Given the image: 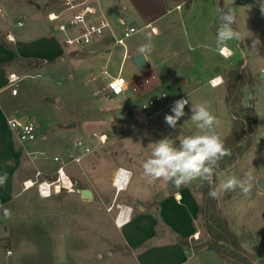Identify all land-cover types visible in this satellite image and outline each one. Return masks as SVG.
I'll return each mask as SVG.
<instances>
[{
	"label": "rangeland",
	"instance_id": "obj_1",
	"mask_svg": "<svg viewBox=\"0 0 264 264\" xmlns=\"http://www.w3.org/2000/svg\"><path fill=\"white\" fill-rule=\"evenodd\" d=\"M99 7L103 14L111 19L115 23L116 34L123 35L126 27L130 24L137 28L135 32L124 38V52L125 54L137 53V49L141 44L148 42V37H151V44L153 45L152 51L148 54V64L140 69H137L128 59L123 60L121 74L126 79H131L140 72H147L149 70L156 69L159 74V66H170L173 71L174 77L177 81L176 85L194 84L199 80V86L197 90L190 93V105L185 108V116L181 118L175 129L170 128L164 123L165 114H171L170 108L165 107L160 109L159 115L149 119L146 123H141L136 126L130 127L129 114L122 119H116L112 110L114 104L120 103L128 109L136 113L140 112V109L133 105L132 95L130 91H125L119 95L95 94L94 81L91 80L92 73L96 71L97 67L101 64L107 65V68L112 74H117L121 63V57L123 49L117 53H111L110 55L89 56L85 59L79 56L72 58L74 53H71L65 63L52 64V76L49 74L37 75L35 77H26L30 72L25 71L26 74H14L19 81H17L18 96L14 97V101L24 106L21 109H16L12 113L22 115L23 117L32 120L38 124L39 143H42L41 148L46 152L52 154H59L65 156L69 149L72 148L74 140L82 138L84 142L92 147L91 152L83 157L78 164H67L66 170L71 176L72 180H78L83 182L86 176L89 175L91 170L97 168V173L100 178L106 179L109 175V167L113 162H121L126 159L132 161L137 166L138 175L147 183L146 191H150L151 183L143 175L142 164L145 159L150 155V149L148 144L162 138H171L175 135H198L204 134L208 130L203 132L195 127L190 120L191 116V104H198L207 101L211 108L212 113L220 120L219 126H214L212 131L219 134L220 127L225 126L223 123H230V112L225 100V82L214 87H210L206 83V76L204 73L210 71L214 60L213 56L209 53L212 51L207 46L197 44L199 42H189L192 46L190 50L177 46V37H186L183 32L187 34L186 38H190L193 34L194 27H198L201 32L207 34V24L211 28V31L217 32L220 26L219 20H213L211 15L215 12L213 10L217 7V0H97ZM230 1V0H224ZM239 2V5L235 8L237 16V31L242 35L240 41H232L229 45H232L235 49L233 56L224 59L226 65L234 66L238 61H243L242 67L251 74L254 78L252 87L244 86L242 88V103L248 104L251 97L255 98L254 107L256 116L258 119V140L254 144V147L245 155L237 167V177H241L245 172L251 174L252 179L256 176L264 173V137L261 136L260 128H264V78H260V72L264 71V14L260 10V0H235ZM5 6L8 9L9 0H3ZM58 0H46L42 4L40 11L36 12L35 18L39 23L44 26H53V22L48 21L46 14L50 10L56 8ZM166 4V5H165ZM175 4H179L177 9ZM165 7L164 17L158 20H151L149 26H145V14L153 12H161ZM167 7V8H166ZM204 18V19H201ZM15 22L14 19H11ZM10 17L0 25V35H4L13 40V36L7 29L12 28ZM49 23V24H48ZM156 28L164 27L158 36L152 34L150 26ZM173 27V28H172ZM50 29V27H48ZM7 30V31H6ZM214 34V33H213ZM160 36H163L164 43L170 50L162 51L164 58H157V45L155 40ZM214 37V36H213ZM216 37V36H215ZM156 38V39H155ZM255 39H259L260 43L256 48L251 47L252 42ZM94 40L83 44L86 46L91 44ZM186 45V43H184ZM6 46V45H5ZM82 46V47H83ZM175 51V52H174ZM197 53H201L202 57L197 56ZM107 57V60L105 58ZM188 59V66L185 67L183 58ZM31 60H29L30 62ZM157 64L159 66H154ZM158 67V68H157ZM185 67V68H184ZM218 71H222L223 68H218ZM40 71V70H38ZM36 71L35 73H37ZM42 71V70H41ZM32 73V72H31ZM194 73H199L195 77ZM10 75V74H9ZM190 77L189 82H185V79ZM225 81V74L223 75ZM172 81V78H169ZM167 85V84H166ZM169 85V84H168ZM173 85V84H172ZM173 88V87H172ZM169 92L171 88H166ZM181 90V89H180ZM172 91H177L172 89ZM60 98L58 102H54V99ZM67 100V102H66ZM69 103V104H67ZM170 106V105H169ZM172 106V105H171ZM12 115V114H11ZM10 115V116H11ZM9 117V116H8ZM233 121V120H232ZM75 124V128L72 131L65 130L67 123ZM222 124V125H221ZM58 126L61 129L59 131L54 130L53 126ZM130 127V128H129ZM221 127V128H222ZM67 128V127H66ZM94 134H105L106 141L102 144H98V138ZM43 135L47 136V139L43 141ZM16 145L20 146L15 137ZM39 146V145H38ZM22 148V147H21ZM23 149V148H22ZM21 154V165L24 167L35 166L36 170L42 168L40 165L42 161H35L32 163L29 156L26 154L25 149ZM48 168L55 170L57 165L50 159L45 160ZM33 173V176L36 172ZM52 170V171H53ZM42 171V170H41ZM52 171H42L43 175L47 176ZM259 171V172H257ZM257 172V173H256ZM48 177V176H47ZM226 176L220 175L217 177L216 188L219 189L220 184L226 180ZM27 179V178H26ZM251 179V180H252ZM199 179L195 180L198 181ZM161 182V181H157ZM156 183V182H155ZM256 183V181H255ZM80 184V183H79ZM251 184V181H250ZM81 185V184H80ZM170 185H173L171 183ZM253 190L255 193L253 196L247 197L242 194L240 198H237L232 207L230 215L232 219L238 222L240 219L250 227L243 231L245 234H250L256 237H264V188H259L257 184L254 185ZM87 189L86 186L80 188L75 187V191H61L60 193L52 194L47 199L48 206L46 210L50 212V217H56L62 210H66V225L57 226L51 225V229L54 233V237L58 240H65L68 244L67 256L72 262L78 264V258L86 260L85 253L89 255L91 260H94L95 250L103 252L109 249H117L115 247L116 237L112 239L113 235L110 225V218L105 216L91 215V209L100 213L103 208V202H98L99 209L89 207L83 202H79L76 198L84 197L82 190ZM239 189H236L233 193L239 194ZM20 195L15 197L12 201V209L16 218H30L26 216V210H40L42 201L38 198L36 189L30 188L23 190L22 187L19 190ZM220 192L218 199L220 200ZM104 199H107L111 192L103 193ZM45 210V209H44ZM90 210V211H89ZM82 212V213H81ZM85 212V213H84ZM76 216L74 217V214ZM61 214V213H60ZM78 214V215H77ZM81 214V217L79 216ZM109 221V222H108ZM200 221V222H199ZM76 222V223H74ZM196 228L200 230L199 233H193L190 238H187L189 242V251L196 243L205 242L207 236L202 230V218L197 215ZM198 230V231H199ZM250 232V233H249ZM194 234L196 237H194ZM116 235V234H115ZM80 242L79 248L76 246V242ZM7 241L3 242L5 245ZM242 246L249 252H251L250 243L246 238L241 240ZM215 256V253L209 252L194 257L192 259L200 260L201 264H212L210 256ZM89 261V260H88Z\"/></svg>",
	"mask_w": 264,
	"mask_h": 264
},
{
	"label": "crops",
	"instance_id": "obj_2",
	"mask_svg": "<svg viewBox=\"0 0 264 264\" xmlns=\"http://www.w3.org/2000/svg\"><path fill=\"white\" fill-rule=\"evenodd\" d=\"M0 1L6 9L7 16L10 17V20L14 19L15 21L12 22L11 20L12 28L7 29L8 31L6 30L7 32H10L11 36H13V40H10L5 35L6 32H4L3 36L0 35V174L5 172L7 173L6 183L3 186H0V264H77L76 262L70 261L68 258L69 256H67V250L69 247L66 241L58 240L54 237L56 235H54L53 231L49 229L51 225H55V223L57 226L66 225L67 220L66 210H62L60 212L61 214L59 213L56 217H50V212L46 210V206H48L47 199H49L50 196L41 197L37 193L38 196L41 197L38 199L42 201L41 211L29 210V208H27L25 211L26 216H29L30 218H16V215H14L11 203L15 197L20 195L19 190L22 187V181L26 178H32L37 167L33 165L29 168L24 167L23 164L21 165L20 158L22 152H24L23 149H25L24 145L19 142L6 122L7 117L13 114L12 112L14 110L24 106L14 101V97L18 96L19 91L17 90L16 94L11 93V87L8 86V77L11 73L18 75L26 74V70L30 72V74L26 75V77H35L43 74V72L52 76L51 65L65 63L71 53H74L72 58L79 56L83 59L89 56H100L102 53L107 56L111 53H117L112 52L111 50L115 45H117L114 44V40L120 37V34H116L115 23L103 14L98 1L94 0L96 5L99 7L101 14L109 20L110 28L106 29L103 35L93 39L94 41L91 44L86 46L82 45L83 47L80 46L76 49L68 48L63 46V34L54 29V24L52 26L48 23L50 26H44L35 18L36 12L40 11L42 4L46 0H9L8 9L3 0ZM222 1L234 11L239 5V2H236L235 0L227 2L224 0ZM178 6L179 4H175L176 9ZM216 6L217 7L213 10V12H215L211 15V18L213 16L214 21H216V19L219 20L221 25L217 1ZM164 12L165 7H163V11L160 13L151 11L150 13L145 14L144 25L149 26L151 20L156 21L161 19L164 17ZM6 20L0 21V25L2 26L7 23L4 22ZM17 21H21L22 25L17 26ZM210 26L212 28L211 23ZM48 27H50V29ZM219 27L220 26H217V28ZM211 28H209V25L207 24L208 31L206 34L201 32L198 27H194L192 32L193 34H191L190 38H186L187 34L185 32H183V34L186 37L180 38L175 35L171 36L177 37V46L185 49L187 46V49L190 50L192 46L189 45V42L193 41L199 42L197 46L204 45L206 47L207 35V37L210 38V40L208 39L209 45L207 48L212 51V53L209 54L214 57L213 59L216 60V62H213L210 71L204 73V76H206V83L208 84L209 79L220 76V78L223 79L221 84H223V75L228 69L233 67V65H226L224 59L233 56L235 49L232 45H229L225 49L227 51L231 50L232 53H229L228 56L222 55L219 52L220 48L216 45L215 36H217V32H212ZM163 29L156 28L153 25L150 26V30L155 36H158ZM235 29L237 30V23L235 24ZM155 42L157 45V58H164L162 51L170 50V47H167L164 43L163 36H160L157 40H155ZM184 43H186V45H184ZM15 56H18L21 59L19 63L15 61ZM128 56L129 54H125L123 50L118 72H120L122 68L123 60L128 59ZM197 56L202 57V54L197 53ZM22 60L31 61L28 62V64H24ZM105 60H107V57ZM183 60V64L187 67L188 59L184 57ZM146 61L148 64V56ZM154 66L159 65L154 64ZM159 68V74L154 68L153 70H149L147 72H140L133 78L128 79L130 81L143 75L154 74L156 79L153 84L143 92V99L159 92H165L167 94V98L158 106V108L152 110H142L134 103L135 99L132 93V103L140 109V112L136 113L132 110L128 111V109L120 103L114 104L113 110L117 107L125 109L123 117L127 114L130 115V127L139 125L142 122L146 123L149 119L158 116L160 111H162L160 109H163L165 106V109H167V107H171L170 101L173 98L184 95L188 97L189 101L192 100L190 98V93L197 90L198 86L201 84H199V80H197V83L194 82V84L189 85V87H187V85H183V87L180 88V85L175 84L177 79L174 77L170 66H159ZM218 68H223V70L218 71ZM104 69L112 74L107 68L106 63L99 65L96 71L92 73L91 80L94 81L95 91L104 81L101 75V71ZM36 71L38 72L35 73ZM198 74L199 73H194L193 76L195 77ZM169 78H172V81H170ZM19 80L20 79H18V81ZM189 80L190 77H187L185 82L188 83ZM208 85L210 87H214L210 84ZM167 87L171 88L169 89L170 92L166 89ZM172 89H176L177 91H172ZM59 99L60 98L54 99V102L57 103ZM113 110L111 112L112 114ZM114 117L118 119L115 115ZM230 118V123H223L225 126H221L222 128L220 127L221 131H219L218 135L221 138L226 137L231 130V114ZM52 128L57 131L61 129L57 125ZM74 128L75 127H65V130L72 131ZM259 130L262 132L264 131V128H260ZM15 137L20 146L16 145ZM182 138V135H175L170 139L178 144L179 140ZM42 139L45 141L47 136L43 135ZM257 140L258 136H256L255 143ZM38 141L32 147L34 149H43L40 145L42 143L44 144V142L38 144ZM251 149L249 151H251ZM248 152L242 155L231 170L221 173H224L223 175L226 177H237V167ZM48 154L54 155L49 152ZM47 159L50 158L39 160L40 162L42 161L43 164L40 165L42 168L38 169L42 171L53 170L48 168V163L45 161ZM70 164L76 165V163ZM118 168L129 171L127 184L119 191L116 190L113 183V179ZM137 170V166L134 165L131 160L126 159L121 162L111 163L108 171L109 175L106 179L97 177V168H95L89 172V175L86 176L83 182L73 180L77 189L82 185L86 186V188L90 191L89 198H76L77 201L83 202L89 207H95L97 209H99V205H93L98 202H103V208H101L100 213L91 209V211L89 210L90 214L95 216L102 215L106 218L109 217L110 222L108 221V224L110 225L112 234H114L112 239H115L116 237L117 241L114 243L117 249H107L103 252L95 250L93 255L94 260H91L89 255L85 253L86 260H82L79 256L77 261L78 264H201L199 259L194 262H192V259L196 256L209 252H213L216 255V257L213 256V254L210 256L212 264H227L213 250L202 249L200 251H193L191 249L189 251V248H183L177 241V236L190 238L193 233L200 232V230L196 228L197 224H195V222L197 220L198 205L201 202V194L198 188L203 180H194L189 185L181 187H176L175 185L171 186L170 182L151 183L148 185L150 187V191L147 192V183L140 178ZM259 176H264V173H261L251 180L250 192L247 194V197H252L253 194L259 193L252 191L253 180L255 185V181ZM105 192H111L112 194L111 196L109 195L107 199H104L103 193ZM224 194L225 193H221L220 200L217 198V203L219 208L227 217L230 228L235 233H240L241 230L250 228L244 220L240 219L236 222L235 219L231 218V216L235 215H230L234 201L237 198H240L243 193L241 191H239V194L234 195L233 193L229 198H225ZM159 195L160 197L157 199V196ZM6 211L7 215L5 214ZM119 213L120 215H118ZM75 216L76 213L74 214V217ZM79 216L81 217V214ZM5 241H7V243L2 245ZM76 246L79 248L82 245H80V242L77 241Z\"/></svg>",
	"mask_w": 264,
	"mask_h": 264
},
{
	"label": "built area",
	"instance_id": "obj_3",
	"mask_svg": "<svg viewBox=\"0 0 264 264\" xmlns=\"http://www.w3.org/2000/svg\"><path fill=\"white\" fill-rule=\"evenodd\" d=\"M46 18L48 21L53 22L55 30L63 34V46L72 49L79 48L83 44L103 35L105 30L110 28L109 20L101 14L94 0H58L56 8L48 11ZM6 19H8L6 9L0 1V21ZM16 25L20 26L22 22L17 21ZM136 30L137 28L132 25L126 27L123 35L114 40V44L120 45L124 50V38ZM224 49L220 48L219 50L222 55L228 56L229 53H232L231 50L225 52ZM101 75L104 81L95 94L119 95L125 91H130L134 95V103L142 110L156 109L167 98L165 92H159L143 99V92L156 79L154 74L143 75L130 81L120 72L112 75L104 69L101 71ZM17 81L18 77L14 74L9 75L8 86L11 87L12 94L17 92ZM208 82L211 86H217L223 82V79L216 76L209 79ZM181 98H186V96L173 98L170 104L173 105L174 101ZM6 122L19 142L24 145L31 161L35 162L50 158L57 165L56 169L50 174L51 177L43 175L41 170H36L32 178L22 181V189L28 190L34 187L41 197H49L53 193H60L61 191H75L73 180L65 167L69 163H80L83 157L91 152L92 147L86 144L82 138H78L74 140L72 148L68 150L65 156L59 154L49 155L46 150L32 147L39 140L38 124L36 122L18 114L7 117ZM94 135L98 138V144L106 141L105 134ZM128 178L129 171L122 168L117 169L113 179L117 191L126 186ZM194 237H196L195 234Z\"/></svg>",
	"mask_w": 264,
	"mask_h": 264
},
{
	"label": "clouds",
	"instance_id": "obj_4",
	"mask_svg": "<svg viewBox=\"0 0 264 264\" xmlns=\"http://www.w3.org/2000/svg\"><path fill=\"white\" fill-rule=\"evenodd\" d=\"M261 13L264 14V0L259 3ZM221 25L217 31L216 45L218 48H227L232 41H240L242 35L233 25L237 23L235 11L229 7L227 10L220 9ZM151 37L148 42L141 44L137 49V55L147 59L152 51ZM260 43L259 39L252 42L253 48ZM188 97L174 101L170 108L171 114H165L164 123L175 129L178 122L185 116V107L189 105ZM211 106L207 101L191 104L190 120L195 127L204 134L188 135L179 140L177 144L170 138H162L148 144L150 155L142 164L143 175L149 183L157 181L173 183L176 187L187 186L197 179L204 180L209 185V197L218 198L221 191H235L239 189L243 194L250 192L249 172L241 177L228 176L219 189L214 187V178L224 173L218 172L220 161L231 155L229 149L225 148L224 140L214 131V126H219L220 120L210 110ZM7 180V173L0 174V186ZM7 215V211L5 212Z\"/></svg>",
	"mask_w": 264,
	"mask_h": 264
},
{
	"label": "trees",
	"instance_id": "obj_5",
	"mask_svg": "<svg viewBox=\"0 0 264 264\" xmlns=\"http://www.w3.org/2000/svg\"><path fill=\"white\" fill-rule=\"evenodd\" d=\"M217 5L220 17V9L227 10L229 6L222 0H217ZM233 27L235 28V24ZM15 61L19 63L21 59L15 56ZM22 61L24 64L29 62V60ZM242 63L243 61H238L225 73V100L233 121L229 134L222 138L225 148L230 150L231 155L225 156L220 161L218 169L220 173L231 170L242 155L253 147L258 132V120L254 107L255 98L251 97L246 105L242 103V88L244 86L252 87L254 82L253 76L242 67ZM47 176L51 177L50 174ZM217 176L214 178V187ZM198 189L201 194V202L198 205L197 215L202 218V230L208 238L205 242L196 243L192 247L194 251L213 250L227 264H264V237H256L250 232V234H245L243 231L235 233L230 228L227 217L219 208L217 198L209 197L208 183L203 180ZM233 192H225V198L231 197ZM159 197L160 195L157 196V199ZM243 238H246L250 243L251 252L242 246ZM177 241L185 249L191 247L187 238L177 236Z\"/></svg>",
	"mask_w": 264,
	"mask_h": 264
},
{
	"label": "water",
	"instance_id": "obj_6",
	"mask_svg": "<svg viewBox=\"0 0 264 264\" xmlns=\"http://www.w3.org/2000/svg\"><path fill=\"white\" fill-rule=\"evenodd\" d=\"M23 1V0H21ZM122 49L120 45H115L113 49L111 50L112 52H118ZM128 60L138 69L143 68L147 65L146 59L141 55L138 56L137 54H130L128 56ZM260 78H264V71L260 72L259 74ZM113 114L118 118L122 119L124 114H125V109L122 107H117L113 110ZM75 124L69 122L66 124V127L73 128ZM261 136L264 137V131H262ZM256 184L259 188H264V176H259L256 179ZM82 195L85 198L90 197V191L88 189H83L82 190Z\"/></svg>",
	"mask_w": 264,
	"mask_h": 264
},
{
	"label": "bare ground",
	"instance_id": "obj_7",
	"mask_svg": "<svg viewBox=\"0 0 264 264\" xmlns=\"http://www.w3.org/2000/svg\"><path fill=\"white\" fill-rule=\"evenodd\" d=\"M225 50V52H226V49H224ZM219 79V78H218ZM197 234V233H196Z\"/></svg>",
	"mask_w": 264,
	"mask_h": 264
}]
</instances>
